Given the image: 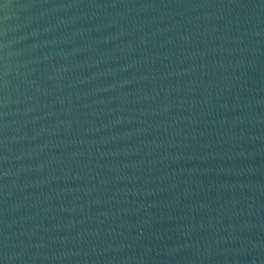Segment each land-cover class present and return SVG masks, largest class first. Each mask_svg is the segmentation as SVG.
Here are the masks:
<instances>
[{
  "label": "water",
  "instance_id": "95a60500",
  "mask_svg": "<svg viewBox=\"0 0 264 264\" xmlns=\"http://www.w3.org/2000/svg\"><path fill=\"white\" fill-rule=\"evenodd\" d=\"M0 264H264V0H0Z\"/></svg>",
  "mask_w": 264,
  "mask_h": 264
}]
</instances>
